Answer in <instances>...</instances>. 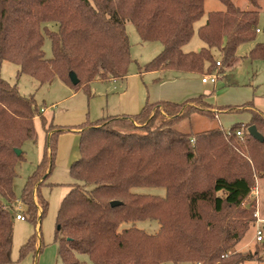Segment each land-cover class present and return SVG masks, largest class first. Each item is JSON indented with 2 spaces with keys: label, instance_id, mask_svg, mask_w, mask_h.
<instances>
[{
  "label": "trees",
  "instance_id": "trees-1",
  "mask_svg": "<svg viewBox=\"0 0 264 264\" xmlns=\"http://www.w3.org/2000/svg\"><path fill=\"white\" fill-rule=\"evenodd\" d=\"M217 1L225 10L209 12L196 30L203 47L186 53L183 48L204 16L205 0H0V66L8 61L18 67L17 77L30 76L39 85L58 80L89 96L94 81L121 80L128 74L125 23L134 26L142 42L162 45L140 73L204 76L216 66V52L222 75L239 46L252 43L245 58L264 61V39L257 41L258 33L264 37V26L259 29L264 0H246L247 9L231 0ZM45 38L51 58L44 55ZM69 73L76 75L77 85ZM204 100L201 95L178 104L146 103L131 116L62 127L46 122L33 96L21 95L0 78V264L10 263L18 202L34 230L39 228L48 208L41 188L55 187L48 179L58 136L69 132L80 136V157L69 167L72 182L56 215L54 241L61 263L89 264L78 256L92 264L264 262L257 249L236 250L255 221L253 204L247 208L245 201L255 179L264 180V115L253 102L215 107L217 114L248 113L250 120L226 131H177L178 123L190 119ZM37 117L45 132L43 154L17 198L16 167L24 160L23 144L37 140ZM250 126L262 141L248 134ZM137 188L163 189L164 196L133 192ZM112 202L119 204L112 207ZM145 221H155L158 231L149 235L135 227ZM127 223L131 227L119 229ZM38 241L35 233L24 248L40 253Z\"/></svg>",
  "mask_w": 264,
  "mask_h": 264
},
{
  "label": "rangeland",
  "instance_id": "rangeland-1",
  "mask_svg": "<svg viewBox=\"0 0 264 264\" xmlns=\"http://www.w3.org/2000/svg\"><path fill=\"white\" fill-rule=\"evenodd\" d=\"M236 6L241 9H247L248 3L246 0H231ZM262 9L259 16V29L264 26V3L261 4ZM225 7L221 5L217 0H205L204 2V16L195 23V32L192 36V40L186 47L185 51H195L197 45L202 44L196 34V30L205 24L207 14L209 12H222ZM54 24V23H50ZM49 24V25H50ZM50 25L49 27L56 30V27ZM128 41L130 42V56L131 63L128 67V76L132 74V71L138 72L145 63L152 60L161 50V44L155 42H142L134 28L130 23H125ZM264 37L261 33L257 34V41H263ZM250 44H243L239 46L237 50L236 58L228 65L224 66V72L229 70V83L237 85V92L231 93L227 100H230V104L220 105L225 107L226 105L241 106L247 102H260L264 104V61L251 62L244 58L248 51ZM45 58H51V50L49 40L45 38L43 47ZM216 57H219V53H215ZM206 68V67H205ZM18 67L8 61L0 66V78L6 80L9 84L15 85L16 90L23 96H33L39 109L47 108L56 115H62L68 112H75L78 110L91 111V116L99 110L100 104L104 101L105 95H111L113 93L112 84L107 81H94L89 86L90 94L85 92L84 89L75 90L70 86H66L62 82L55 80L51 84L39 85L37 80L27 75H21L17 77ZM222 71L221 67H214V69L204 76L209 74H219ZM221 76V75H219ZM202 77V76H201ZM220 83V82H219ZM119 85V83H116ZM221 84V85H220ZM216 84V93L222 87V83ZM214 86L209 83L207 90L208 93L213 95ZM248 95L249 101L241 102V98ZM240 102V103H239ZM253 102V103H254ZM255 105V103H254ZM218 106V107H220ZM54 107V108H53ZM52 108V109H51ZM199 110L191 116L190 119L181 121L175 127L177 131L183 133H197L209 131L212 128L223 129L226 131L228 125H226L227 118L225 120L216 119V108L215 106L204 100V103L199 105ZM47 123L50 122L49 115L42 112ZM72 116L68 117L71 119ZM90 120V119H89ZM97 121V120H95ZM87 121V122H95ZM35 133L37 140L35 142H25L22 150L24 154V160L17 166V176L14 181V192L16 197L19 198L22 194L24 184L26 180L36 170L38 162L42 158L43 146L45 143V132L43 129L42 122L39 117L34 119ZM62 127L78 126L74 124L61 125ZM74 133V132H69ZM64 134V133H63ZM76 134V133H74ZM70 142L68 143L69 146ZM67 148H61L58 152L54 165V171L48 179L51 184H56L55 187L49 188L44 186L41 188L42 197L47 200L48 208L44 215V218L40 221L39 228L34 230V225L27 219L24 222L14 220L12 225V240L10 243L11 258L9 264H63L60 261L58 254L57 243H55V225L56 215L62 202V198L69 192L68 185L71 182V176L69 174V168L64 167V161L67 158ZM79 152V151H78ZM258 179H255V189L260 188L258 197L253 194L245 201L246 207L248 204H253L254 213L261 212L260 219L264 218V180L261 183V187L258 186ZM133 192L144 195H156L159 197L164 196V190L158 188L149 189H134ZM17 205V204H16ZM21 211L24 206L20 202ZM23 215V214H22ZM254 215V214H253ZM255 219V218H254ZM264 220V219H263ZM131 227V224H122L119 229H127ZM135 227L144 230L147 234H155L158 231V224L155 221L135 222ZM257 228H262L264 232V223L257 224L256 220L251 224L250 229L247 231L245 236L240 240L236 247L237 252L245 253L247 251L254 252L255 249L259 252V256L264 259V238L261 244L255 241V235ZM39 229V230H38ZM37 233L40 237L37 245L42 244L41 252L38 253L25 249L26 243L29 241L32 235ZM264 236V233H263ZM25 249V250H24ZM80 261L92 264L87 260L85 256H78ZM173 264V263H167ZM183 264H191L189 262H183ZM246 264H256L255 262H246ZM264 264V262H261Z\"/></svg>",
  "mask_w": 264,
  "mask_h": 264
},
{
  "label": "crops",
  "instance_id": "crops-1",
  "mask_svg": "<svg viewBox=\"0 0 264 264\" xmlns=\"http://www.w3.org/2000/svg\"><path fill=\"white\" fill-rule=\"evenodd\" d=\"M253 46H254L253 43L250 44V47L245 55L248 54L249 50ZM202 47H203V43L197 45L196 49L199 50ZM183 51L186 53L192 52V51H185L184 48ZM215 53L216 52H213L215 60L220 61V56L217 58ZM228 72L229 70L226 71V73L224 72L221 76H219L217 82L215 84H212L214 86L212 90L214 94L211 95L208 93L207 90L209 84H202L201 79L203 76L201 77V75L198 74L188 75L178 72L175 73L171 71H153V72H145V73L134 71L133 73L132 71V74L130 76H128L127 74V76L121 80L114 79L107 81V83L112 84L113 93L111 95H105L104 101L102 102V104H100L99 110L95 112L92 118H90L91 116L90 110H88L87 113L86 111H82L80 109L75 112H68L62 115L59 114L56 115L54 112H51L47 108H42V109L44 110L43 113L45 116L46 114L49 115L51 122H53L57 126H61L62 124L81 125L84 124V122L90 120L91 121L99 120L100 118L106 116H115V115L131 116L133 114L139 113L140 110L146 105V103L168 101L178 104L185 102L187 100H191L201 95L205 96V100L208 101V103L212 104L215 107H218L220 105H225V103L230 104L231 101L227 100V97H229L231 93L240 90L237 89L238 88L237 85L229 83ZM219 82L222 83L223 85L219 89V92L216 93L217 92L216 84H220ZM116 83H119V85ZM249 98L250 97L246 95L241 98L242 100L241 102L249 101ZM254 103H255L254 105L255 108L260 110L264 115V104H261L260 102L259 103L254 102ZM70 116H72V118L68 119V117ZM216 116H217L216 117L217 120H225L227 118L226 125H228V127L237 123L240 124L247 123L250 120V115H248V113H241V114L225 113V114H217ZM79 139L80 136L74 133H64L58 136V140H57L58 152L61 148H67L68 143L70 142L67 150L68 152L67 158L64 161L65 168L67 167L69 168L70 165L80 157V152H78ZM56 157H57V153H56ZM56 157H55V162H56ZM262 181L263 180H259L258 182L259 187H261ZM259 192H260V188H258V194ZM259 215L261 216V212H259Z\"/></svg>",
  "mask_w": 264,
  "mask_h": 264
},
{
  "label": "built area",
  "instance_id": "built-area-1",
  "mask_svg": "<svg viewBox=\"0 0 264 264\" xmlns=\"http://www.w3.org/2000/svg\"><path fill=\"white\" fill-rule=\"evenodd\" d=\"M257 32H259V30H257ZM216 67H220V61H217L216 62ZM219 78V74H209L208 76H203L202 79H201V83L202 84H215L217 82ZM44 110L42 109V112ZM241 133L240 132H237V138L240 139L241 138ZM255 188V187H254ZM251 191L250 194H254L256 196V198L258 197V192H257V189ZM16 210H17V213L15 214V220L16 221H21V222H24V220H27V218L22 215V213H20V210H21V207H20V202H18L17 206H16ZM253 217L255 218L256 220V223L257 224H260V223H264V220L263 219H260V216H259V213L256 212L254 213ZM263 229L262 228H257V231H256V235H255V241L258 243V244H261V242H263Z\"/></svg>",
  "mask_w": 264,
  "mask_h": 264
},
{
  "label": "water",
  "instance_id": "water-1",
  "mask_svg": "<svg viewBox=\"0 0 264 264\" xmlns=\"http://www.w3.org/2000/svg\"><path fill=\"white\" fill-rule=\"evenodd\" d=\"M69 78H70V82L72 83V85H77L79 80L77 79L76 75L73 74V73H69ZM248 131V134L253 138L255 139L256 141H262L263 140V137L262 135L256 131L255 127L254 126H250L248 127L247 129ZM17 154H19L20 152L19 151H16ZM119 204V202H112L111 203V206L114 207V206H117Z\"/></svg>",
  "mask_w": 264,
  "mask_h": 264
}]
</instances>
